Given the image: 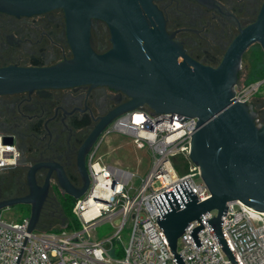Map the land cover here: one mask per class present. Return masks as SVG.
I'll use <instances>...</instances> for the list:
<instances>
[{
  "label": "water",
  "instance_id": "1",
  "mask_svg": "<svg viewBox=\"0 0 264 264\" xmlns=\"http://www.w3.org/2000/svg\"><path fill=\"white\" fill-rule=\"evenodd\" d=\"M52 9L64 12L67 40L72 58L42 68L0 69V94L84 84L107 86L126 95L127 101L114 109L104 128L121 114L142 109L155 115L196 118L191 130L188 159L198 168L209 198L198 202L187 181L168 193L152 198L159 215L155 221L168 242L177 264V240L193 220L200 225L189 233L195 247L203 226L199 217L215 210L205 221L232 264L233 255L221 234V217L227 203L239 201L264 212V121L257 123L252 106L235 98L243 54L252 44L264 52V2L256 21L232 41L216 67L195 62L166 32L162 14L152 0H0V11L30 16ZM92 20L104 22L111 48L102 54L90 46ZM6 143L11 144L9 139ZM81 167L79 188L62 182L64 193L79 199L89 179ZM22 198L0 202V211L17 204L30 206L27 231L15 264H18L29 232L38 228L46 189Z\"/></svg>",
  "mask_w": 264,
  "mask_h": 264
},
{
  "label": "built area",
  "instance_id": "2",
  "mask_svg": "<svg viewBox=\"0 0 264 264\" xmlns=\"http://www.w3.org/2000/svg\"><path fill=\"white\" fill-rule=\"evenodd\" d=\"M264 83L260 80L247 87L237 86L235 98L247 103L251 91ZM155 115L142 109L119 115L102 132L99 143L112 135L125 136L136 150L144 151L148 169L140 174L105 163L94 150L88 157L89 184L75 200L72 221L65 219L57 230L28 233L18 264H177L168 242L155 221L159 215L152 198L174 190L187 181L201 202L209 198L199 178L198 168L188 159L191 130L196 118ZM257 123H260L257 119ZM0 134V172L16 165L19 152ZM134 178L138 185H134ZM221 217V234L236 264H264V212L239 201L227 203ZM216 211L202 214L203 226L197 233L201 243L195 247L189 233L200 225L193 220L177 240L176 253L184 264H232L222 251L205 221ZM29 217L12 222L0 216V264H15L20 252ZM108 222L113 232L102 239L96 227ZM127 230L123 241L122 233Z\"/></svg>",
  "mask_w": 264,
  "mask_h": 264
},
{
  "label": "flooded vegetation",
  "instance_id": "3",
  "mask_svg": "<svg viewBox=\"0 0 264 264\" xmlns=\"http://www.w3.org/2000/svg\"><path fill=\"white\" fill-rule=\"evenodd\" d=\"M152 2L184 53L216 67L240 31L256 21L264 0ZM90 46L98 54L111 48L109 30L100 20L91 22ZM71 58L61 9L30 16L0 11V69L49 67ZM127 99L120 91L89 84L0 94V134L19 152L16 165L0 172V202L27 196L31 175L35 189H46L41 215L63 216L62 204L72 198L62 182L82 185L80 164L87 170L106 118Z\"/></svg>",
  "mask_w": 264,
  "mask_h": 264
},
{
  "label": "rangeland",
  "instance_id": "4",
  "mask_svg": "<svg viewBox=\"0 0 264 264\" xmlns=\"http://www.w3.org/2000/svg\"><path fill=\"white\" fill-rule=\"evenodd\" d=\"M263 61L264 52L260 46L256 44L249 47L242 59L241 68L239 71L238 86L242 85L247 87L260 80H264ZM236 90L237 87H235V91ZM251 92L252 94L249 96L247 103L252 106L253 110L257 113L258 121L262 123V118H264V83ZM97 155L102 156V160L107 164L116 165L132 172L143 174L148 169V158L145 156V152L136 150L129 139H127L125 136L112 135L107 137L100 145ZM133 182L134 185H138L139 180L134 178ZM73 205L71 206V210ZM62 206L65 208L67 207L65 203H63ZM45 213L46 211H44L42 217L39 220L38 228L35 230L36 232L48 229L57 230L64 225V215L57 218H52L44 215ZM29 215L30 209L26 204H17L0 211V216L3 220L12 222L20 221L24 217H29ZM72 219L73 216L70 212L67 220L72 221ZM112 232L113 228L108 222L99 224L95 230L98 239H102L104 236H107ZM126 232L127 230H124L122 233L124 242L127 241V237L124 234Z\"/></svg>",
  "mask_w": 264,
  "mask_h": 264
},
{
  "label": "trees",
  "instance_id": "5",
  "mask_svg": "<svg viewBox=\"0 0 264 264\" xmlns=\"http://www.w3.org/2000/svg\"><path fill=\"white\" fill-rule=\"evenodd\" d=\"M262 120L264 121V118H262ZM75 203V201L73 200V199H71L69 202H66L65 204L67 205V207L65 208V207H63L62 206V208H63V215H64V218L65 219H67V217H68V215L70 214V212H71V206L73 205V204ZM72 204V205H71ZM41 217H42V215H41ZM40 217V218H41ZM42 228V227H41ZM45 228V227H44ZM48 230H52V229H48Z\"/></svg>",
  "mask_w": 264,
  "mask_h": 264
}]
</instances>
